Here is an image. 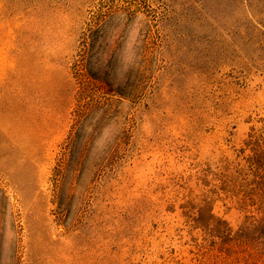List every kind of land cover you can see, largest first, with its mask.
<instances>
[{
  "label": "rangeland",
  "instance_id": "obj_1",
  "mask_svg": "<svg viewBox=\"0 0 264 264\" xmlns=\"http://www.w3.org/2000/svg\"><path fill=\"white\" fill-rule=\"evenodd\" d=\"M0 264H264V0H0Z\"/></svg>",
  "mask_w": 264,
  "mask_h": 264
}]
</instances>
